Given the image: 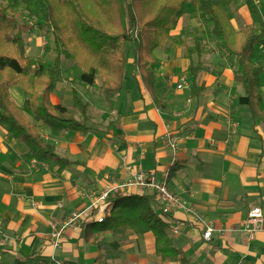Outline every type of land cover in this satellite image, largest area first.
I'll return each instance as SVG.
<instances>
[{
	"label": "crops",
	"instance_id": "1",
	"mask_svg": "<svg viewBox=\"0 0 264 264\" xmlns=\"http://www.w3.org/2000/svg\"><path fill=\"white\" fill-rule=\"evenodd\" d=\"M254 3L264 23V0ZM224 4L235 30L258 26L246 4L238 11L232 0ZM243 18L247 21L240 24ZM206 38V51L200 59L194 57L201 62L198 96L190 95V61L183 49L170 55L158 50L151 65L154 93L145 89L134 64L131 80L125 67L123 88L112 106L98 91L84 90L94 130L54 133L39 125L56 154L75 164L60 169L53 161L25 163V145L0 125V264H183L156 255L151 231H98L97 218L110 215L115 195L152 196L151 204L160 212L153 192L133 185L109 192L107 210L99 199L138 170L165 178L185 203L160 216L185 264H264V226L253 239L242 231L250 209L259 207L264 214V121L253 125L238 105L243 90L233 61L214 46L211 35ZM258 53L264 60V43ZM182 75L186 84L178 87ZM260 81L264 93V71ZM14 87L12 99L31 118L29 99ZM100 100L104 105L97 109ZM50 101L61 104L52 93ZM75 211L81 212L76 226L54 247L50 223ZM208 225L213 230L207 240L202 234Z\"/></svg>",
	"mask_w": 264,
	"mask_h": 264
},
{
	"label": "trees",
	"instance_id": "2",
	"mask_svg": "<svg viewBox=\"0 0 264 264\" xmlns=\"http://www.w3.org/2000/svg\"><path fill=\"white\" fill-rule=\"evenodd\" d=\"M258 26L244 25L235 30L222 10L221 0H0V125L10 137L23 143L25 163L53 161L63 169L76 161L58 156L55 147L43 139L39 125L52 132L95 129L89 123V103L72 89V106L52 104L50 94L58 82L63 58L72 59L74 81L96 86L98 94L112 106L123 88L127 64L125 43H131L136 72L149 93H154L151 65L157 62L155 52L168 55L183 49L189 59L192 76L190 95L198 96L202 87L196 77L200 59L206 51L208 35L212 42L234 64V77L243 94L239 106L250 114L252 124L264 121V93L260 76L264 60L258 47L264 43V23L254 0H244ZM190 4L202 20L204 29L198 32L181 30L173 34L184 6ZM20 10L34 17L35 27L51 31L55 56L52 63L40 56L27 55L25 40L16 23ZM19 87L30 101L33 121L24 114L10 95L11 87ZM154 199L155 195L153 194ZM152 196L115 195L110 215L99 222L98 231L124 233L151 231L155 238V253L162 261H187L176 248L161 219L151 204Z\"/></svg>",
	"mask_w": 264,
	"mask_h": 264
},
{
	"label": "rangeland",
	"instance_id": "3",
	"mask_svg": "<svg viewBox=\"0 0 264 264\" xmlns=\"http://www.w3.org/2000/svg\"><path fill=\"white\" fill-rule=\"evenodd\" d=\"M221 2H223L222 8H224L223 6L225 5L224 3L226 2V0H221ZM232 4L233 6H235L236 11L245 9L244 0H232ZM257 5L259 6V4H256V6ZM252 17L256 19L255 16ZM15 20L25 40L26 54L40 56L46 62L52 63V60L55 56V52H54L53 35L51 31H42L37 29L34 26L36 22L35 18L30 17L24 10L19 11ZM245 21L247 20L243 18L240 24H245ZM203 29L204 26L202 24V20L199 19L197 14L193 11L190 4H186L184 6V13L182 17L178 20L176 28L173 30L172 33L177 34L181 30L198 32ZM131 45L132 44L129 42L125 43L124 45V50L127 59V64H126V68L128 71L127 75L129 76V79L132 77V71L134 69V62L132 61L134 56L131 52ZM73 64L74 62L72 59L63 58L61 64L60 76L52 92L53 97H59L61 104L70 105V106H72V89H75L80 95V97H82L81 95L82 94L84 95V90L87 91L92 90L96 93L97 92L96 89L98 85L97 84L96 86L91 87V86L83 85L79 81L72 80L73 74L71 67L73 66ZM97 82L98 80H96V83ZM80 86H83V88H80ZM14 89H18L21 93H23L19 87H14ZM10 93H14L13 88H10ZM96 94H98V92ZM82 99L84 98L82 97ZM101 102L102 101L100 100V104L96 105L97 109H99V107H103L104 104H102ZM29 120L33 121V116H31V118L29 117Z\"/></svg>",
	"mask_w": 264,
	"mask_h": 264
},
{
	"label": "built area",
	"instance_id": "4",
	"mask_svg": "<svg viewBox=\"0 0 264 264\" xmlns=\"http://www.w3.org/2000/svg\"><path fill=\"white\" fill-rule=\"evenodd\" d=\"M186 84V78L184 75L180 77V84L178 87H181ZM136 186L140 189H148L153 192L155 198L159 204V208L163 213L170 214L176 211L177 209L184 208L185 203L183 200L173 193L167 186L165 178L159 180L156 178L155 174L152 171H142L138 170L133 173L125 182L114 186L108 187L100 195L99 199L103 201V205L107 210L110 207L108 195L113 189L117 187H126V186ZM81 217V212H71L67 217L61 222H51V232L50 237L53 241V246L57 247L61 238L64 236L66 231L69 228H74L77 224V221ZM98 222L102 221V217L97 218ZM264 226V214L261 208L254 207L250 209L247 213L246 218L243 221L242 231L248 239H253L255 234L262 230ZM212 227L208 225L204 230L202 236L204 239H210L212 234Z\"/></svg>",
	"mask_w": 264,
	"mask_h": 264
}]
</instances>
